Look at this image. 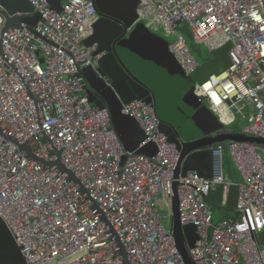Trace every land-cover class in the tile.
I'll return each mask as SVG.
<instances>
[{"label":"built area","instance_id":"obj_1","mask_svg":"<svg viewBox=\"0 0 264 264\" xmlns=\"http://www.w3.org/2000/svg\"><path fill=\"white\" fill-rule=\"evenodd\" d=\"M29 1L42 16L36 34L27 26L9 31L2 42L6 60L0 54V217L28 264H123L99 210L130 264H185L157 205L174 197L181 152L161 132L155 104L136 100L124 113L145 132L142 145L154 143L157 154L128 152L108 109L89 103L78 76L97 68L101 57L84 44L99 20L95 0H63L61 13L47 0ZM139 22L171 38L169 51L187 76L202 66L176 31L179 23L210 50L230 44L231 66L197 86V95L225 128L241 121L239 133L264 139V0H143ZM3 25L0 15V39ZM7 137L47 162L60 152L85 191L67 174L30 160ZM215 148L211 179L194 171L177 180L181 224L194 225L199 237L191 256L196 264H264V145ZM226 149L242 177L237 185L224 173ZM232 186L239 190L237 213L214 222L206 199L222 188L226 203Z\"/></svg>","mask_w":264,"mask_h":264},{"label":"water","instance_id":"obj_2","mask_svg":"<svg viewBox=\"0 0 264 264\" xmlns=\"http://www.w3.org/2000/svg\"><path fill=\"white\" fill-rule=\"evenodd\" d=\"M62 1L47 0L51 9L57 13L63 11ZM95 5L99 20L92 28V35L84 41V44L86 47L95 46L94 55H101V57L97 68L90 66L80 69L78 76L85 84L89 103L102 110L108 109L112 129L118 135L123 148L137 155L153 157L157 154V146L154 143L142 145L147 140V136L139 123L124 113V106L136 100L152 102L157 106L156 93L150 82L151 74L148 72V66L141 63L148 55L146 54L148 49L151 54L170 58L163 59L167 64L170 62L173 64V68L168 70L169 73L178 65L169 51L168 42L159 34L152 32L144 23L139 22L143 0H95ZM0 15L4 18L0 54L6 60L2 46L4 34L23 29L24 26L36 34L35 27L42 21V16L29 0H0ZM179 109L195 124L198 130L197 137L192 141H182L179 129L162 118L160 130L171 143L178 146L181 152L173 185L174 197L171 200L173 237L184 263L196 264L190 250L196 246L199 237L194 225L182 226L181 224L177 180L181 176L185 177L188 172L194 171L201 177L211 179L214 153L218 152L215 146L218 144L249 142L264 145V139L251 137L245 133L223 134L225 125L210 108L202 103L197 95V86L187 91ZM157 115L159 116L158 111ZM0 134L3 132L0 131ZM7 138L30 160L67 174L68 181H74L81 191H85L75 175L61 163L60 152H57V161L47 162L28 151L27 146L20 145L11 137ZM98 213L116 239L118 255L123 264H130L126 249L112 225L101 210ZM22 250L23 247L17 243L14 233L0 217V264H28Z\"/></svg>","mask_w":264,"mask_h":264},{"label":"rangeland","instance_id":"obj_3","mask_svg":"<svg viewBox=\"0 0 264 264\" xmlns=\"http://www.w3.org/2000/svg\"><path fill=\"white\" fill-rule=\"evenodd\" d=\"M176 31L186 37L192 54L205 64V66L201 67L192 75L191 79L185 78V75L183 76V72L181 70L178 71V74L169 73L168 70L173 68V64L170 62L166 65V62H163L164 60H162V57L159 54H151L149 49L146 52L148 55L146 58L144 57L145 60L141 63L148 66V72L151 74L150 82L156 93L159 118H162L168 123L175 122L176 127H178L180 131L181 140L187 142L192 141L197 137L196 134H198V130L195 124L191 120L186 119L185 115L180 111L179 105L182 101V98L191 87L200 86L203 81L209 77V75L219 74L223 70V65L226 64L227 59L229 60L228 62L230 64L229 50L231 49V45L229 44L224 46L222 49L217 51H211L209 48H207V46L199 45L195 42L192 29L187 23H181L177 27ZM155 33L164 37L167 42H171V38L167 36L162 29L156 31ZM228 68L229 67L227 66L225 71ZM137 72L139 74V70H137ZM186 80L189 81L190 84L187 83V86L183 87L185 86ZM231 127L232 125L226 126L222 133H238V131L243 126L237 123L236 126L232 128ZM224 153L225 176L227 179H231L233 183L237 185L240 181H242V177L240 176L241 174L227 149ZM157 205L159 213L161 216L165 217L164 224L167 230L170 231L172 229L173 217L170 219L166 217L170 214V212L172 213L171 203L168 202V204H165L164 202L159 201ZM213 214L215 220L218 221L219 219H225V214L227 213L223 209H217Z\"/></svg>","mask_w":264,"mask_h":264},{"label":"trees","instance_id":"obj_4","mask_svg":"<svg viewBox=\"0 0 264 264\" xmlns=\"http://www.w3.org/2000/svg\"><path fill=\"white\" fill-rule=\"evenodd\" d=\"M222 49V48H221ZM218 50H220V49H218ZM215 51H217V50H215ZM164 58H166V57H164ZM164 58H162V60L164 59ZM197 58V57H196ZM166 59H170L169 57H167ZM227 59V58H226ZM174 60H175V58H174ZM197 60L201 63V66L203 67V66H205V64L200 60V59H198L197 58ZM176 61V63H177V60H175ZM227 62H226V64L225 65H223V70L220 72V73H222V72H224L225 71V69L227 68V66L228 67H230L231 66V60H230V64H229V60L227 59L226 60ZM164 63H165V61H163ZM166 65H167V63H165ZM177 65H178V67H176L175 69H173V71L171 72V73H177L178 74V71H182L183 72V76L185 77V78H187V79H191V77H192V75H190V76H187L186 74H185V72L181 69V67L179 66V64L177 63ZM230 65V66H229ZM166 73V72H165ZM166 75V74H165ZM211 75H213V74H211ZM211 75H209V77L211 76ZM209 77H207L206 79H205V81H207L208 79H209ZM205 81H203V83L205 82ZM168 82V81H167ZM187 83L188 84H190V82L189 81H185V86H183V87H186L187 86ZM188 89V88H187ZM186 117V116H185ZM186 119H187V117H186ZM189 120V119H188ZM236 126V125H235ZM239 132H241V129L238 131V133ZM241 176V175H240ZM229 180H231V179H229ZM232 181V180H231ZM233 182V181H232ZM238 194H239V190H238V188L237 187H234V186H232L231 188H230V191H229V194H228V196H227V200H226V203L225 204H223V200H224V192H223V189L221 188V189H219L217 192H213V193H211L210 194V196L206 199L207 200V202H208V204L210 205V207H211V209H212V213H214V211L215 210H217V209H223L227 214H226V218H228V217H231L232 215H229V214H232V213H236V211H237V201H238ZM213 219H214V222H218V221H216L215 220V218H214V214H213Z\"/></svg>","mask_w":264,"mask_h":264},{"label":"crops","instance_id":"obj_5","mask_svg":"<svg viewBox=\"0 0 264 264\" xmlns=\"http://www.w3.org/2000/svg\"><path fill=\"white\" fill-rule=\"evenodd\" d=\"M199 45H200V44H199ZM226 46H227V45H226ZM207 48H208V47H207ZM209 50H210V49H209ZM211 51H213V50H211ZM170 53H171V52H170ZM171 54H172V53H171ZM172 55H173V54H172ZM173 57H174V56H173ZM174 58H175V57H174ZM175 60H176V59H175ZM177 63H178V62H177ZM179 66H180V65H179ZM170 76H171V75H170ZM237 123L243 125V123H242L241 121H237L235 124L232 125V127H234L235 125H237ZM232 127H231V128H232ZM241 130H242V128H241ZM227 151H228V149H227ZM228 152H229V151H228ZM229 153H230V152H229ZM224 162H225V153H224ZM224 173H225V170H224ZM227 180H229V179H227ZM229 181H231V180H229ZM223 204H225V203H224V200H223ZM236 213H237V211H236ZM236 213H232V214H229V215H232L231 217H233V216H235ZM225 217H226V214H225ZM219 220H220V219H219ZM219 220H218V221H219Z\"/></svg>","mask_w":264,"mask_h":264},{"label":"flooded vegetation","instance_id":"obj_6","mask_svg":"<svg viewBox=\"0 0 264 264\" xmlns=\"http://www.w3.org/2000/svg\"><path fill=\"white\" fill-rule=\"evenodd\" d=\"M155 106H156V104H155ZM156 111H158V108H157V106H156ZM159 117V116H158ZM160 119V118H159ZM175 127H176V125H175V122H171ZM176 128H178V127H176Z\"/></svg>","mask_w":264,"mask_h":264}]
</instances>
